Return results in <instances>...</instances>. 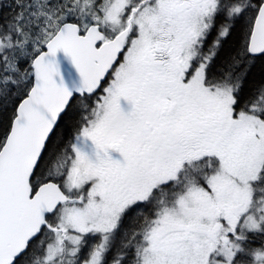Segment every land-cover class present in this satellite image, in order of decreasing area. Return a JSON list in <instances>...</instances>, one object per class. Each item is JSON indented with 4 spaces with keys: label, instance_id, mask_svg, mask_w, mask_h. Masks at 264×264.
Listing matches in <instances>:
<instances>
[{
    "label": "snow or ice",
    "instance_id": "1",
    "mask_svg": "<svg viewBox=\"0 0 264 264\" xmlns=\"http://www.w3.org/2000/svg\"><path fill=\"white\" fill-rule=\"evenodd\" d=\"M0 264H264V0H0Z\"/></svg>",
    "mask_w": 264,
    "mask_h": 264
}]
</instances>
